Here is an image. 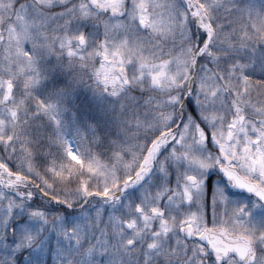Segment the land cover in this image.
Returning <instances> with one entry per match:
<instances>
[{
  "label": "snow or ice",
  "instance_id": "snow-or-ice-1",
  "mask_svg": "<svg viewBox=\"0 0 264 264\" xmlns=\"http://www.w3.org/2000/svg\"><path fill=\"white\" fill-rule=\"evenodd\" d=\"M0 264H264V0H0Z\"/></svg>",
  "mask_w": 264,
  "mask_h": 264
}]
</instances>
